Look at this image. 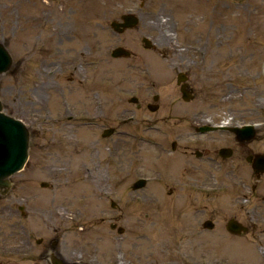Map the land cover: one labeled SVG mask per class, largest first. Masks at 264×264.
Wrapping results in <instances>:
<instances>
[{"label": "rangeland", "instance_id": "374dc122", "mask_svg": "<svg viewBox=\"0 0 264 264\" xmlns=\"http://www.w3.org/2000/svg\"><path fill=\"white\" fill-rule=\"evenodd\" d=\"M81 4L91 7L85 23L72 14L76 0H0V42L13 59L0 74L2 110L31 134L23 168L0 195V264H50L42 256L59 236L64 258L88 264H135L136 243L139 264H196L181 231L177 186L187 179L182 148L223 132L194 134L185 119L202 123L223 115L232 124L254 122L263 145L264 0ZM126 12L137 14L138 24L114 32L110 21ZM142 36L153 48L143 45ZM116 45L132 54L113 58ZM200 60L213 68L210 92L197 89ZM177 70H190L195 84V97L186 104L176 99ZM156 93L159 109L151 111L146 104ZM132 94L139 107L128 102ZM107 125L116 131L102 137ZM140 176L149 178L147 184L133 190ZM195 177L227 189L217 190L222 201L248 192L255 181L248 173L214 176L204 170ZM258 182L264 186V175ZM114 216L122 234L109 228ZM252 255V264H264V246Z\"/></svg>", "mask_w": 264, "mask_h": 264}, {"label": "flooded vegetation", "instance_id": "af4514ba", "mask_svg": "<svg viewBox=\"0 0 264 264\" xmlns=\"http://www.w3.org/2000/svg\"><path fill=\"white\" fill-rule=\"evenodd\" d=\"M199 62H201L198 66L200 82L197 89L210 92L216 86L213 68L209 69L202 60ZM182 71L184 72L182 81L180 84L176 82L179 92L176 99L181 100L180 104H186L189 101L182 99L180 86L189 89L193 98L196 91L194 82L190 80L191 71ZM222 117L224 116L210 118L212 122H220L223 121ZM185 121L194 130V134H197L196 127L205 123L192 119ZM225 132L227 133L211 136L207 141L195 140L190 144H184L182 148L183 154L186 155V167L183 171L187 179L177 186L181 191L180 209L184 220L181 223V231L184 244L190 249L189 252H194L197 256L196 264H252L254 250H261L264 246V186L258 182L264 172L258 173L253 168L255 154H264V141L260 146L256 137L246 140L235 136L232 132ZM223 147L228 148L229 156L223 157L220 154V149ZM194 159L204 160L205 166L197 165ZM203 170L206 174L210 173L214 176L248 173L254 176L255 181L248 186V192H241L234 199L222 201L216 198L217 190L225 192L227 189L219 188L216 183L199 182L195 174ZM169 191L174 190L170 187ZM118 219V216H114L110 221ZM229 221L235 223L234 227L237 231L228 228ZM60 238L59 236L52 239L50 245L54 252L63 255L61 249L64 246ZM139 244H135V264H139L140 261ZM48 248L42 258L50 263L47 256ZM149 260L143 264H154Z\"/></svg>", "mask_w": 264, "mask_h": 264}, {"label": "water", "instance_id": "95a60500", "mask_svg": "<svg viewBox=\"0 0 264 264\" xmlns=\"http://www.w3.org/2000/svg\"><path fill=\"white\" fill-rule=\"evenodd\" d=\"M121 21L113 20L111 26L117 30L122 31L124 27L135 26L137 23V16L132 13H126L121 15ZM146 45H150L147 37H143ZM113 56L127 55L129 51L126 48L120 46L115 47L111 51ZM11 55L6 47L0 42V74L5 72L11 64ZM183 90V97L187 99L188 93ZM132 100H136V97H132ZM156 106H150V109H155ZM214 128L213 126H202L199 130L204 131L206 129ZM234 131L238 135H244L243 137L250 138L253 135V126L244 125L242 127H234ZM110 128L104 130L103 135H107L110 132ZM29 131L24 125V123L2 111V103L0 100V186H9L8 175L22 167L23 163L27 158V149L29 143ZM174 145V142L172 143ZM258 161L255 163L254 167L257 171H264V157L263 155H257ZM145 179L140 178L133 183V188H138L144 185ZM122 231V228H119ZM54 264H84L77 261L64 262L61 259L56 260L53 258Z\"/></svg>", "mask_w": 264, "mask_h": 264}, {"label": "bare ground", "instance_id": "6f19581e", "mask_svg": "<svg viewBox=\"0 0 264 264\" xmlns=\"http://www.w3.org/2000/svg\"><path fill=\"white\" fill-rule=\"evenodd\" d=\"M82 2H83V0H76V6H75L76 9H75V11L72 12L73 16L76 15L74 18H75V21L77 23H79V22L85 23V17H84V15L91 8L90 6H88V7L83 6V4H81ZM86 85H85V89L87 88ZM66 143H69V142L66 141Z\"/></svg>", "mask_w": 264, "mask_h": 264}]
</instances>
